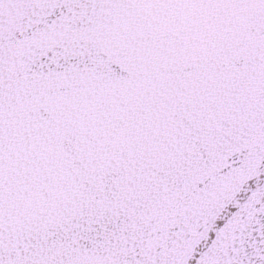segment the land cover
I'll list each match as a JSON object with an SVG mask.
<instances>
[{"label":"snow or ice","instance_id":"snow-or-ice-1","mask_svg":"<svg viewBox=\"0 0 264 264\" xmlns=\"http://www.w3.org/2000/svg\"><path fill=\"white\" fill-rule=\"evenodd\" d=\"M0 264H264V0H0Z\"/></svg>","mask_w":264,"mask_h":264}]
</instances>
